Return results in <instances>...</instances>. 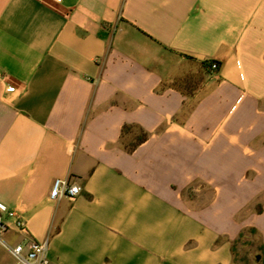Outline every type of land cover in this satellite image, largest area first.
Listing matches in <instances>:
<instances>
[{
	"label": "crops",
	"instance_id": "obj_1",
	"mask_svg": "<svg viewBox=\"0 0 264 264\" xmlns=\"http://www.w3.org/2000/svg\"><path fill=\"white\" fill-rule=\"evenodd\" d=\"M0 74L1 211L27 228L8 221V244L48 241L53 264L264 244V0H0ZM55 180L79 194L51 200Z\"/></svg>",
	"mask_w": 264,
	"mask_h": 264
},
{
	"label": "built area",
	"instance_id": "obj_2",
	"mask_svg": "<svg viewBox=\"0 0 264 264\" xmlns=\"http://www.w3.org/2000/svg\"><path fill=\"white\" fill-rule=\"evenodd\" d=\"M211 68L213 72L218 69V65L215 61H212ZM5 77V75L0 74V80L5 79ZM7 91L15 92V88L13 86H8ZM79 192L80 188L78 186L71 185L65 180H55L51 188L50 199H73ZM10 220L14 222L15 228L19 232H27L24 220L13 211L3 213L0 203V245L14 258L16 264H53L47 256L48 241H32L26 248L22 244L10 245L6 242L5 235L11 229L8 223Z\"/></svg>",
	"mask_w": 264,
	"mask_h": 264
},
{
	"label": "trees",
	"instance_id": "obj_3",
	"mask_svg": "<svg viewBox=\"0 0 264 264\" xmlns=\"http://www.w3.org/2000/svg\"><path fill=\"white\" fill-rule=\"evenodd\" d=\"M211 64H212V61H208L202 64V67L207 74H213L218 70L217 69L215 72H213L211 68ZM216 64L218 65V68H219V64L217 62ZM194 77H197L198 81L195 80ZM201 79L202 77L199 76L198 74H196V76L188 75L180 80L175 81L173 83V86L179 91H183V90L188 91V93L190 94V93H193L197 89L198 85L200 84ZM131 130H132V127H124L122 130V138L124 139L125 135L131 132ZM147 138H148V135L143 130H138V135L134 138L133 141H131V143L127 145L129 151H132L139 144L143 143ZM240 239L241 238H239V240ZM239 240L233 244V247H232L233 256L235 253L236 244L239 242ZM261 249H264V245L262 246Z\"/></svg>",
	"mask_w": 264,
	"mask_h": 264
},
{
	"label": "rangeland",
	"instance_id": "obj_4",
	"mask_svg": "<svg viewBox=\"0 0 264 264\" xmlns=\"http://www.w3.org/2000/svg\"><path fill=\"white\" fill-rule=\"evenodd\" d=\"M196 76V74H194ZM198 81L197 77H194ZM131 136L124 137L127 142L131 140ZM264 244H260L251 235L241 237L236 244L234 253L235 264H264V249H261Z\"/></svg>",
	"mask_w": 264,
	"mask_h": 264
}]
</instances>
